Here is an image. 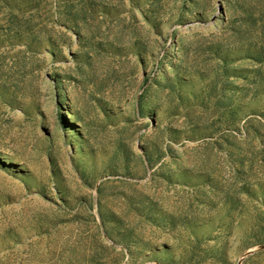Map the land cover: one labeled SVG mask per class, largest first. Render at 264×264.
<instances>
[{"label": "rangeland", "instance_id": "rangeland-1", "mask_svg": "<svg viewBox=\"0 0 264 264\" xmlns=\"http://www.w3.org/2000/svg\"><path fill=\"white\" fill-rule=\"evenodd\" d=\"M0 264H264V0H0Z\"/></svg>", "mask_w": 264, "mask_h": 264}]
</instances>
